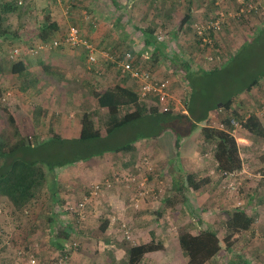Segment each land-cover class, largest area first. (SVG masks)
<instances>
[{"label":"rangeland","instance_id":"rangeland-1","mask_svg":"<svg viewBox=\"0 0 264 264\" xmlns=\"http://www.w3.org/2000/svg\"><path fill=\"white\" fill-rule=\"evenodd\" d=\"M3 1L8 0H0V4ZM11 1L13 2L15 0ZM19 1L22 2L19 4L20 6L16 5V9L19 12V18L16 16L13 20L5 18L3 23L5 27L9 25V22L11 23L9 27L11 30L9 29V33L12 32V34L10 39L3 42L0 48V79L7 78L4 79L7 87L1 86L2 84L0 85L3 90L2 97L7 96V93L10 94L9 97H6L5 101H1L0 133L2 132V129L8 125V113L3 109H10V113L15 115L17 124L22 129V132L24 135L28 136L31 141L32 138H30V136L32 137L33 135L42 136L41 139L43 138V140H45L47 137H50L51 134H56L62 137L67 135V133L70 135L75 133L78 134L80 130H78L77 120H79L80 123L82 114L79 113L75 116L74 114L77 110H80L79 105L89 106L92 101H94L93 91L102 92L117 83L124 84L132 88L136 87V83H132L130 81V76H124L122 73L120 74V62L123 59V55L129 52L130 48V46L124 42V35H130L131 38L134 39V43L140 39L139 45L143 46V34L141 29H151L154 31V37L157 35L163 37L162 43L166 45L165 47L168 48V52L174 53V51H176L185 55L186 59L191 61L190 65L194 67L196 71L201 70L207 72L212 68L220 69L222 64L228 62V55H235L242 48V46L248 44L250 39L255 37L259 33L258 31L264 27V17H262L260 13H252L249 14L248 17H236V14L241 9L246 8L251 1L258 3L260 6H264V0H224L221 7L225 14V19L222 25L224 32L223 34H218L215 37L217 41L220 42L221 47L224 48L223 51H226L227 54H225V57L221 49H218L221 52L219 55L217 51H212L213 49L211 50V48L209 50H205V47H201L200 43L197 42L198 39L193 37L194 34L191 28L188 27L190 20H192V22H198L203 21L204 19L206 20L208 18L217 17L221 8L218 6L214 8L211 0H132L133 2L131 8L127 9H121L117 6L121 5L124 0H115L118 8H114L116 3L112 2L113 0H74L75 5H72V8L74 9L75 7H78L81 11L77 18L79 19L80 17L81 21L86 22L80 24V22H78L79 20L75 22L76 20L73 21L74 19H70V23H68L69 26H65L63 29H67V27H77L81 32L82 38L84 30H88L87 27L91 26L94 28V31L99 27L101 22L100 20H96L95 17L99 16L101 12L100 9H106V6L108 5V11L106 14L107 24L106 26H103V29L105 31L109 30V33L105 36H102V34H96V39L89 38L90 40L87 39L86 41L93 45L95 52L97 48L98 54L100 52H98V48H105L104 41L108 40L107 45L115 47L112 51H106L112 59H109V56H104V58L99 54L97 55V63L95 65L90 64L88 58L86 57V49L84 47H79L77 48V51L82 53L80 58L82 59L83 68H80V73H78V75L73 73V68H69V71L71 72L70 78H64L65 81L63 82L62 79L54 78L55 76H53V74L49 75V73L45 70H42L40 73L37 68H35L34 76L30 73L28 77H36L41 81L35 82L31 79L33 82L31 85L32 87H28L27 85L24 87L25 90L28 89L29 92L36 91L37 95L29 96V94H27V96L23 98L19 93V90L21 91V86L25 84L23 81L24 79H17L16 77L10 75V69L13 64L10 59V51L14 48L24 46V42L26 44V41L21 39L23 35L22 31H27L28 28L34 27L36 24L35 19L43 15L42 12L45 10L44 7H46L48 1L53 2V0ZM54 1L59 2L60 0ZM128 1L130 0H127V2ZM64 3L67 7H71V4H69L72 3L71 0H67ZM99 3L101 7L103 6V8L99 7ZM57 5H60V2L57 3ZM66 6L64 5L63 12H65L67 16L70 14H68V9L65 8ZM58 7L60 8L61 6ZM187 16H189V21L183 24V20ZM110 26L111 28H109ZM19 28L20 31L22 30L21 33H17ZM36 34L37 32L28 35L32 38ZM183 35H185V37H183ZM34 42L37 44L39 41L38 39L33 42L28 41L27 44H34ZM211 55H216V60L219 62L209 64L206 58ZM159 58H154L152 63L147 66L153 69V72L159 79L171 77V83L173 84V86H171L172 95L177 101L180 100L181 105L185 107L184 109H186L184 101L188 95L189 82L183 68L181 67V61H176L175 58V61L173 60L169 62L165 55L162 59ZM263 70L264 34L261 41L258 39H254V41L251 40L240 56L232 62L227 70L224 72H217L211 77L203 78L202 80L204 82L202 83V87L200 86L198 88V91H200L199 95L200 93H211L212 95L226 97L229 94H234L238 89L242 88L241 86L243 84H248L253 77H256ZM223 78L228 80L225 82L228 83L226 86L225 83H223ZM211 83L212 86H209ZM74 90L80 91L78 93H74ZM19 96L26 102L22 107L14 105V103L18 102L17 97ZM240 96L244 98L242 99ZM234 102L236 109L239 110L240 107H243L240 109V112L245 116V118L240 121H244L248 117H246V115L252 111L260 114L259 112L264 109V80H262L260 85L253 88L250 92H245L242 95H239V97L234 98ZM141 103L145 104L147 109L153 105L149 100ZM238 103H240L239 107H237ZM38 104H43L44 107L46 106L45 115L42 113L43 115L41 116L43 121L38 122L37 125L33 127L34 129L32 126H27L26 128V124L29 123V120L27 119L31 118L30 111H35L37 107L39 108ZM247 108L249 109L245 112L244 109ZM251 109L253 110L250 111ZM83 111L84 110H81V112ZM217 113L218 112H214L212 118L207 121V125L216 127L220 124V114ZM262 118L264 119L263 116ZM103 133L105 134L104 131ZM135 133L136 132L134 131L133 135H135ZM200 135L201 128H199L191 136L192 138L190 137L185 139L180 147H174L173 151V154H179L182 151V145L187 144V148H191L190 150L193 152L192 154H195V157L197 156V158H195L197 160L195 164H197L196 166L199 170H197L195 164L189 168L188 166L192 165L191 163L185 166L186 164L183 165L184 163L182 162H179V168L177 169L183 170L186 173L195 172L197 170V173H199L197 179L209 177L213 180L211 184L200 190L199 194H195L193 200L189 202L191 211L190 209L187 211L182 205L175 208L176 212H174V209L169 210L167 207H164L163 199L160 200L159 197L154 198L152 193L151 196L146 199L150 203H156L154 204V208L152 207L151 209L154 214L151 222L148 221L149 223L146 228V233L149 232L152 235L155 234L153 235L155 236V242L160 245L150 243L152 242L150 241V237H145L143 242L144 244L150 243L152 246L150 249L153 253H155L153 255V260L156 264H185V256L183 255L178 242V235L181 231L198 233L201 231L203 221L208 223L211 228L217 229L216 231L219 235L226 237L227 232L225 229V223L229 218V213L239 208L250 213V210H248L247 207L251 208V206H254L262 193L264 194V189H256L255 186L258 182H264V178L259 176L261 173L264 175V172H262L263 168L261 166L264 163V159L260 162V168L253 167L251 165L252 163H248V160H242L243 164L248 167L247 172L249 175L246 174L243 179H240V185L235 191L224 188L222 183L218 184V187H213V184H216L219 180L220 171L218 170L217 162L214 160L213 147L202 145L199 142ZM130 137L131 136H125L127 139ZM117 138L119 142L120 137L118 134ZM255 139L258 143L264 142L263 137H257ZM141 147L144 148L147 146L141 145ZM58 157L62 158V156ZM261 157H264V154H262V156L259 154L256 159H260ZM133 158L138 159V157ZM120 161L122 162L119 155L107 154L102 158H96L88 162L81 163L78 168H66L67 170L64 169L62 171H60L61 169H57L56 177H58L57 181L60 184L59 187L62 189H90L93 185L100 184L102 189H116V186H114L116 184L120 187L123 186L124 189H131V187L128 188V185H131L132 183L130 182L131 178H129L132 177V175L128 173V175H126V171H122V169H126L121 167ZM123 161L125 162V160ZM175 166H177V164H175ZM172 167L173 166L169 167L167 170L164 169V174L160 175V178H158L160 181L164 182L162 187L163 190L165 188L168 190V185L171 183L169 175L170 172H173L171 171ZM203 170L204 172H202ZM60 173H62L61 176ZM108 181L111 183L110 187L107 185ZM155 182H157V179ZM120 187L118 189H121ZM153 187H155V184H152L151 188ZM210 187H213V189H210ZM65 195L66 194H63V196ZM83 195L84 193L81 196ZM79 197V195L72 194L69 199L75 203L74 205H78L81 201ZM194 204L196 205L195 210ZM129 207L128 205H125V208L128 210H130ZM115 209L117 208L114 207L112 209L114 210L112 217L114 216L113 219L116 220L115 224H117L119 222V215L115 212ZM134 209L136 210H134L135 212H138L142 208L138 210L136 208ZM255 213H257L258 216L254 217L258 218L257 222L260 223L259 217H264V211L257 208ZM30 218L22 216L20 213H15L12 206L6 199L0 200V228L2 229L0 264H28L27 256H18V252H22L24 248L29 247L31 243L34 242V247L37 245V253L39 252L37 260L42 264H49L60 253L58 249L54 248L53 242L49 240V235L51 233L46 232L44 227L42 229L39 228V230L35 232H30V226L28 223ZM182 219H184V221H180ZM85 223H87V220L75 225L76 231L79 232V234L74 235L78 237L77 239L75 237L77 242H79V238L81 236H84L87 232H89V230L87 231L86 229L90 226H86ZM118 224L115 234L120 242H124L126 240L125 242L128 241L129 243H132L135 238L134 235L139 236L141 233L140 229L138 230V233L134 231L136 226L132 227V225H128L126 227L129 229L130 238H127L123 231V222L119 225ZM125 225H127V223H125ZM118 229L121 231L120 233L118 232ZM99 246L100 245L98 244L97 247L99 248ZM165 248H168L166 249V258L160 254L165 251ZM82 249L83 248H79V250L74 253H77L79 257L83 256L81 255L83 253H80ZM87 258H89V256ZM92 258L93 260L90 264H102L101 257ZM157 258H159V260H157ZM118 261L122 264L121 259Z\"/></svg>","mask_w":264,"mask_h":264},{"label":"trees","instance_id":"trees-1","mask_svg":"<svg viewBox=\"0 0 264 264\" xmlns=\"http://www.w3.org/2000/svg\"><path fill=\"white\" fill-rule=\"evenodd\" d=\"M17 1L19 0L13 2L3 1L2 5L0 4L2 14L13 13L17 8L16 5L22 3L21 1ZM66 1L62 0L63 3ZM53 2L56 3L57 1L53 0ZM71 2L69 3L71 7H67L68 14H71L72 5H75L74 0H71ZM211 2L214 8H216V1L211 0ZM249 4L257 5L258 3L251 1ZM252 13L259 14L258 11H252L250 14ZM216 18H208L198 22L190 20L188 27L191 28L194 34L193 26L195 24L205 23L208 20ZM188 21L189 16L183 20V24ZM3 23L4 19L1 18L0 45L7 41V39H10L12 34V32L9 33L10 28L5 27ZM50 28L51 26L40 27L41 32L38 35V37H41L39 39L40 43L52 45L56 40L63 41L66 35L62 39H57ZM141 31L146 38V45L152 47L155 43V40L152 41L154 31L151 29H141ZM223 32L224 29L221 34ZM258 32L255 37L250 39V42L251 40L254 41V39L262 40L264 27ZM193 37L198 39L197 42L200 43L201 47L204 48L205 46V50L211 48V50L213 49L212 51H217L220 55L221 52L219 50L221 49L224 56L227 54L226 51H223L224 48L217 41L215 34H211L213 39L212 46H203L200 38L196 37L195 34ZM248 44L242 46L235 55H228V62L222 64L220 69L212 68L207 72L196 71L190 65L191 61H189V64H182L189 82L188 95L184 101L186 106L185 113L163 112L158 105H152L147 109L145 104L141 103L139 84L136 81L135 88L117 83L102 92L93 91L94 105L96 107L94 110L82 114L79 138L67 139L56 134H51L48 139L41 141L40 136L33 135L32 137L30 136L32 138L31 141L22 132V129L17 124L15 115L10 113V109H3L8 113V125L0 133V200L6 199L15 213H20L27 218L31 217L28 220L30 232H35L39 228L42 229L44 227L46 232L51 233L49 240L53 242L54 248L60 252L58 255L69 256L73 251L77 250V247L75 248L74 246L76 240H71V232L74 227L68 223L56 224L62 215L59 209L63 205V200L57 195V190L62 189L59 187L60 184L57 181V169H64L68 166H76L95 158H102L107 153L120 154L131 152L134 150L133 145L135 142L143 139L152 140L166 132L174 135L176 147H180L185 139L190 138L201 128L203 142L214 149V160L217 162L218 170L228 173L240 171L243 167V161L240 157V149L236 137L232 134L233 127L231 120L240 121L245 116L240 112V109H236L234 98H237L242 93L250 92L253 88L259 86L260 82L264 80V70L256 77H253L248 84H243L242 88L238 89L236 93L229 94L226 97L212 95L211 93H200L199 95L200 91H198V88L202 87L203 78L211 77L215 73L221 72L224 68L222 72L227 70ZM20 56L15 57L16 59L11 58L13 64L10 69V75L17 79H25L30 74L27 73L26 64L23 62V58L21 59L22 56ZM215 56L213 55L216 60ZM146 68L145 70L151 71ZM166 80L171 81L172 79L171 77H167ZM227 81L226 78H223V83ZM226 84L228 83H225V86ZM171 86H173L172 83ZM209 86H212V83ZM2 95L3 90L0 87V105L3 100ZM89 109L88 107L87 110ZM214 112L220 114V123L224 125L225 129L207 125V121L212 118ZM33 116H36V113ZM257 123V119L250 116L246 119L243 126L256 135ZM124 131H130L132 135L134 131L136 133L128 141L122 142L123 139H127L125 136L122 137L125 134ZM117 134L120 137L119 142ZM58 156H62V158ZM212 182L213 180L209 177L197 179V177L189 175L185 182L179 181L175 183L168 193L166 188L164 190L156 189V193L160 194V200L163 199L164 205L168 209H174L175 211H173L176 212V207L192 201L198 191L204 189V187ZM221 183L224 187L226 178L220 175L214 187H218V184ZM65 212L70 213L69 210ZM138 212L139 215H143L151 211ZM255 218H252L244 209L233 210L229 213V218L225 223L226 237L235 232H250L254 227ZM1 230L0 228V245L2 243ZM105 230L106 227H103L101 232ZM223 239L224 237L222 238L217 233L210 229H204L202 226L201 231L198 233L181 231L178 235V242L185 256V264H217V256L224 250L222 247ZM34 245L35 242L31 243L22 252H18V256L25 257L33 254L38 259L39 252L37 253V245L35 247ZM148 251H151V249L144 246L129 248L132 264H138L141 256ZM39 264L42 263L39 262Z\"/></svg>","mask_w":264,"mask_h":264},{"label":"crops","instance_id":"crops-1","mask_svg":"<svg viewBox=\"0 0 264 264\" xmlns=\"http://www.w3.org/2000/svg\"><path fill=\"white\" fill-rule=\"evenodd\" d=\"M11 1V0H8ZM7 1V2H8ZM60 2V5H57V3ZM59 2H51L48 1L44 12H42L43 15H41L40 17H37L35 19V22L37 24H35L34 27L32 28H28L27 31H22V40L26 41V44L29 42H33L35 40L41 38L38 37L39 33L41 32L40 27H47V26H51V32H53L54 36L57 37V39H60L62 37H64L68 31L70 27H67V29H63V27L65 28V26H69L68 23H70V19H74L73 21L80 22V24L85 23L86 21H81L80 17L79 19L77 18L78 14L81 13V11L79 10L78 7H75L73 9V11L71 12L70 15L65 14L64 9V5L66 6L65 3L62 2V0H60ZM114 3H116L115 0H113ZM132 0L128 1L124 0V2L121 5H117V3L114 5V8H116L117 6L121 9H127V8H131L132 6ZM36 5V4H35ZM86 5V4H85ZM99 7L100 3L98 4ZM117 5V6H116ZM58 6H61L60 8ZM88 6V5H86ZM108 6V5H107ZM106 6V9L103 8V6L101 8H103L102 10L100 9V14L98 17H95L96 20H100L101 24L99 25L98 28H96V30L94 31L91 26L87 27L88 30H84V34H83V38L86 41L87 39H96V34H99L102 36H105L107 33H109V30H104L103 26H106V22H107V11H108V7ZM117 7V8H118ZM67 8V6L65 7ZM1 6H0V19H9V20H13L15 19V16L19 18V12L17 9H15V11L13 13L8 12V14H2L1 12ZM45 15V16H44ZM118 15V14H117ZM43 16V19H42ZM112 16V15H110ZM47 20V21H45ZM103 20V21H102ZM9 22V21H8ZM104 23V24H103ZM10 22L9 25L7 27H10ZM44 25V26H42ZM22 27V26H21ZM23 28V27H22ZM111 28V26L109 27ZM19 30V31H18ZM17 33H21L20 28L18 29ZM37 32V34L34 37H29L28 34L31 33H35ZM160 37V35H157L154 37L153 35V39L152 41L155 40V43L152 47H148L146 45L145 42V37L143 35V46L139 45V41H135L136 43H134V39L131 38L130 35H124V42H126V44H128L130 46L129 48V52L133 54V63L135 66L139 67V68H143L147 67L146 69H150L152 71L153 74H155L153 72V69H151L149 66L150 63H152L153 59L156 57H160L159 59H162L164 57V55L166 56V58H168L169 62L173 61L175 58L176 61H181V67L183 68L182 64H189V59H186V56L178 53L176 51L173 52H168V48H166L165 44L162 43V41H159L158 38ZM17 39V38H16ZM89 39V40H90ZM101 42V41H100ZM105 44V48H98V54H97V48H96V52L94 54V56L96 57V59L98 58L97 55H102L103 57H107L109 56L107 52L112 51L115 47H112L111 45H107L108 40L104 41ZM24 42V46H20V52H21V59L23 60V62H25L26 67H27V73L28 74H33L34 76V70L35 68H37V70L41 73L42 70H45L46 72L49 73V75L55 76L54 78H58V79H62V81L64 82V78L68 79L70 78V69L73 68L74 70V74L78 75V73H80V68H83V63H82V59L80 58L82 56V53H79L80 51H77V48H72L70 46H61L59 48H55V49H44V50H40L37 54H29V50L30 49H35L38 46L41 45L40 41L36 44V42L33 43H29L26 45ZM102 44V43H100ZM2 45H0L1 48ZM28 48V49H27ZM30 48V49H29ZM13 50V49H12ZM10 51V59L13 58L11 55ZM107 51V52H106ZM105 54V55H104ZM86 57L88 58V53L86 51ZM104 57V58H105ZM109 59H112V57H108ZM16 59V58H14ZM174 60V61H175ZM12 61V60H11ZM219 62V61H217ZM216 63V60H214V62L212 64ZM70 68V69H69ZM178 72V71H176ZM3 76V74H2ZM7 77V76H5ZM130 78V77H129ZM7 78H1L0 79V85L1 86H6L7 84L6 82H4ZM31 79H33L35 82L38 80V78L34 77H28L24 79L25 84L23 86H21V91L19 90V93L22 95L23 98H25L27 96V94H29V96L31 95H37L36 91H31L29 92L28 89L25 90V85H27L28 87H32L31 86ZM39 82L41 80H38ZM130 81L132 83H136L133 79L130 78ZM24 87V88H23ZM80 90H74L73 92L78 93ZM243 94V93H242ZM240 94V95H242ZM7 96L9 97L10 94L7 93ZM2 97L3 101L6 100V97ZM239 97V96H238ZM241 97V96H240ZM242 99L244 97H241ZM18 102L14 103L15 106H19L22 107L25 105V101L23 99L19 97H17ZM23 102H22V101ZM94 100V99H93ZM21 101V102H20ZM27 101V100H26ZM240 103H238L237 107H239ZM39 108L37 107V109L30 111V116L31 118H28L27 120H29V123L26 124V128L27 126H32V128L37 125L38 122H42L43 118L41 117L43 114L45 115V109L46 106L44 107L43 104H38ZM79 109L77 110V112L74 114V116L76 114H84L87 113L89 111H92L95 109V105H94V101H92V103L88 106H82L79 105ZM242 106V105H241ZM42 107V108H41ZM88 107L90 108L89 110ZM243 108V107H242ZM240 107V109H242ZM264 108V107H263ZM249 108L244 109V111L246 112V110L248 111ZM81 110H84L83 112H81ZM253 109H251L250 111H252ZM263 111H260V114L254 113L253 111L251 113H247L248 117H255L257 119V134L254 135L252 134L249 129H245L243 128L242 130L238 131L236 134V140H237V144L238 147L240 149V157L241 160H248V163H252L251 165L255 168H260V162H262V160L264 159V157H261L260 159H256L257 156H259V154L262 156V154H264V142L262 143H258V141L255 139L257 137H263L264 138V119L262 118V116L264 117V109H262ZM36 113V116H33V113ZM43 113V114H42ZM73 116V117H74ZM247 117V118H248ZM78 121V130L81 131V122L79 123ZM202 127V126H201ZM34 129V128H33ZM80 131L78 134H73L70 135L67 133V135H64L62 138H67V139H77L79 138L80 135ZM125 134L123 136H134L131 134V132L129 131H124ZM69 135V136H68ZM122 136V137H123ZM42 137V136H41ZM40 137V139H41ZM49 137H47L46 139H48ZM192 138V137H191ZM45 139V140H46ZM130 139V138H129ZM129 139H123V141H128ZM41 141H43V138L41 139ZM264 141V140H263ZM199 142L202 145H206L205 142H203L202 139V133L200 135V139ZM182 144V143H181ZM141 145H146L147 147H141ZM140 146V148H139ZM150 146V148H149ZM209 146V145H207ZM174 147H176V142H175V137H173L172 134L166 132L163 135L152 139V140H147V139H143V140H139L137 142L134 143L133 145V151L131 152H125V153H120V154H111V155H119V157L121 158L122 162H121V167L126 169L122 171H126V175L130 174L132 175L133 179L136 180H142L144 178H147V183L149 186H151L152 184H156L155 180L157 179V182L160 181L158 178H160V175L164 174V169H168L169 167H172L173 171L172 173L170 172V180L171 183L168 185V190L171 189L172 187H174L175 183H178L179 181L181 182H185L186 178L189 175L195 176L197 177L199 173H197V170H199L197 168V164L196 163V159L197 156L195 157V154H192L193 152L190 150L191 148H187V144L182 145V151L181 153H175L173 154L174 151ZM178 148V147H177ZM177 152V151H176ZM110 154V153H107ZM105 154V155H107ZM183 154V155H182ZM104 155V156H105ZM103 156V157H104ZM133 157H138V159H134ZM124 158V159H123ZM126 158V159H125ZM128 158V159H127ZM96 159V158H95ZM147 159L150 163V165L153 167V170L148 171L145 166L143 165V161ZM125 160V162L123 161ZM88 162V161H87ZM136 162V163H135ZM179 162L184 163L183 165L187 166V164L191 163L192 165L188 166L189 168H191L192 166H194L197 168V170L195 172H191V173H186L183 170H179L177 168H179ZM84 163V162H83ZM81 164V163H80ZM76 165V166H68L66 168H78V166L80 165ZM175 164H177V166H175ZM263 168L264 172V163L263 165H261ZM243 167L246 168V170L248 169V167H246L243 164ZM64 168V169H66ZM61 169L60 171L64 170ZM206 169V167H205ZM67 170V169H66ZM165 170V173H166ZM177 172V173H176ZM204 172V170L202 171ZM128 173V174H127ZM62 173H60L61 176ZM247 174L249 175V173L247 172ZM157 175V176H156ZM164 176V175H163ZM166 177V174H165ZM162 183H164L162 181ZM119 184V183H118ZM116 186V189H104V191L102 192V195L99 198H95L92 199L90 201V203L87 206V215H86V220L87 223L86 226H90L89 228L87 227V231L89 230V232H87L84 236H81L79 238V242L78 243V247L77 250L73 251L71 255V262L72 264H90L93 260L92 257H101V262L102 264H120V262L118 260L121 259V263L122 264H132V256H130L129 254V248H133V247H140V246H144L146 248H151L152 246L150 245V243H154L156 245L157 242H155V237L151 234V233H146V228L148 226V223L151 222L152 218H153V214L151 209L152 207L154 208V204L156 203H150L148 200H142L141 201V210L142 211H151L150 213L147 214H143V215H139V212H135L136 210L133 207V203H132V197L134 195V191L135 189L134 186L128 185V188L131 187V189H124L123 186H117L116 184L114 185ZM112 186V187H114ZM215 186V184H213V187ZM256 189H264V182H258L256 185ZM121 189H118V188ZM213 187H210V189ZM167 190V193H168ZM57 195L58 197L63 200V205L61 207V217H59V222H57L56 224L61 225L64 223H68L70 224V226L72 225L74 227V229H72V239H75L76 234H79L78 231H76L75 229V225L78 224V218L76 215L72 216L71 213H66L65 211H67L68 208L72 207L70 205L75 206L72 202V200L69 199V197L72 194H76L79 195L80 200L82 198H84L85 196L89 195L90 189H58L57 190ZM84 193L83 196H81ZM63 194H66L65 196H63ZM199 194V191L198 193ZM161 197H159L160 199ZM79 200V201H80ZM124 201V203H123ZM128 205V207L130 208V210L125 208V205ZM164 204V203H163ZM193 204V202H192ZM195 205V204H194ZM117 208L115 209L116 213H118V218H119V224L121 222H123V224L125 225V223H127L126 226H136L134 231H136L137 233L139 232L138 230L140 229L141 233L139 236H135L134 240L132 241V243H128L125 242H120L117 239V235L115 234L116 232V227L117 224L116 220H114V216L112 217V214L114 212V210H112L114 207ZM181 206V205H180ZM182 206H184V209H186L187 211L190 209L191 211V207L189 205V202H186L185 204H182ZM164 207H166L164 205ZM111 208V209H110ZM133 208V209H132ZM257 208H260L264 211V194L262 193V195L259 197V200L255 203L254 206L247 207L248 210H250V213H248L250 216L252 215V218H254V216H258L257 213H255V211L257 210ZM119 209V210H118ZM132 209V210H131ZM196 209V205L194 207V210ZM135 210V211H134ZM172 210V209H169ZM112 212V213H111ZM196 212V211H195ZM200 212V211H199ZM197 214V213H196ZM112 217V218H111ZM64 218V219H63ZM260 218V223L257 222L258 218H255V224L254 227L251 229L250 232H243V233H232L229 234V236L225 237L222 235H219V233H217V229H213L211 228V226H209L208 223H205L202 221V227L205 229H210L211 231L217 233L220 237H224V239L222 240V247H223V251L217 256V264H264V217H259ZM85 220V221H86ZM98 220V221H96ZM149 221V222H148ZM180 221H184V219L180 220ZM169 222V221H168ZM173 223V222H172ZM178 223V222H177ZM80 224V223H79ZM118 224V225H119ZM106 227V230L104 232L102 231V228ZM119 227V226H118ZM91 231V232H90ZM118 232L120 233L121 231ZM144 233V234H143ZM91 236H95V237H91ZM145 237H150V243H145L144 244V240ZM78 237H76L77 239ZM81 246H80V244ZM100 245L99 248L97 247V245ZM79 248H83L80 253H83L81 255L83 256H78L77 252L79 250ZM165 248V251L161 252V256H164L165 258L167 257V251ZM100 253V254H99ZM155 253L151 251L146 252L143 256H141L140 261L138 262V264H156L155 261L153 260V255ZM89 256V258H87ZM95 260V258H94ZM157 260H159V258H157ZM145 262V263H144ZM160 262V261H159ZM216 263V262H215Z\"/></svg>","mask_w":264,"mask_h":264},{"label":"built area","instance_id":"built-area-1","mask_svg":"<svg viewBox=\"0 0 264 264\" xmlns=\"http://www.w3.org/2000/svg\"><path fill=\"white\" fill-rule=\"evenodd\" d=\"M216 6L222 7V3L224 0H215ZM252 11H258L262 17H264V6H260L259 4H249L246 8L241 9L237 14L236 17H248L249 14ZM225 19V14L223 9L221 8V11L218 13L216 19H211L206 21L205 23L195 24L193 26L194 34L196 37L200 38L204 45H210L213 44V39L211 37V34H221L223 31V21ZM159 41L163 40V37L158 38ZM70 46L72 48H79L84 47L88 53V61L90 64L95 65L97 63V59L94 56L95 54V48L92 44L88 43L82 38L81 32L77 27H71L66 34L63 41L56 40L51 44H41L35 49L30 50L28 53L30 54H37L40 50L44 49H52L57 48L61 46ZM205 47V46H204ZM11 55L13 58L18 57L21 55L20 49L15 48L12 50ZM207 62L209 64L213 63L215 58L211 55L206 58ZM120 70L122 75L124 76H130L131 79L136 81L139 84L140 89V100L141 102L144 101H151L153 105H158L163 112H183L185 113V107H183L180 103V100L177 101L175 97L172 95V89H171V81L166 79H159L155 74H153L149 70H145L142 68H139L134 65L133 63V54L130 52H127L123 55V59L120 62ZM182 106V107H181ZM247 119V118H246ZM246 119L241 122L235 119L231 120V125L233 127L232 134L234 137L236 136L237 132L242 130L244 128V123L246 122ZM216 128L219 129H225L224 125L221 123L216 126ZM143 165L148 171L152 170V166L150 165L149 161L145 159L143 161ZM247 174V170L245 167H242L240 171L235 172H220V175L226 178V184H224V188L231 189L235 191L238 189V186L240 185V179H243ZM261 178H264V175L259 174ZM131 184L134 186L133 189L134 195L132 197V203L133 207L138 209H141V201L144 199L146 200L151 196V193L153 194V197L157 198L160 196V194L156 193V189H162L163 183L162 181H158L155 184V187L151 188V186L148 185L147 179L144 178L142 180H136L132 177H129ZM129 181V180H128ZM107 185L110 187L111 183L108 181ZM154 189V190H153ZM104 189H102L100 184H95L90 188L89 195L82 198L78 205L72 206L68 208L67 210L70 211L72 216L76 215L78 218V223H81L86 220L87 215V206L90 203L92 199L99 198L102 195ZM123 231L127 238H130L129 229L126 227V225H123ZM75 248L78 247L77 241L74 243ZM27 263L28 264H39L37 258L35 255L30 254L27 256ZM50 264H72L71 262V255H58Z\"/></svg>","mask_w":264,"mask_h":264}]
</instances>
